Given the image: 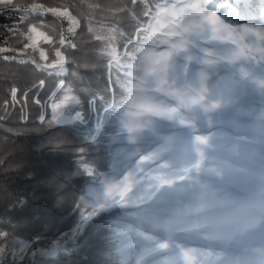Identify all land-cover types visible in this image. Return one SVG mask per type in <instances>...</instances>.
<instances>
[{
    "label": "trees",
    "instance_id": "1",
    "mask_svg": "<svg viewBox=\"0 0 264 264\" xmlns=\"http://www.w3.org/2000/svg\"><path fill=\"white\" fill-rule=\"evenodd\" d=\"M204 2H0V264H264V0Z\"/></svg>",
    "mask_w": 264,
    "mask_h": 264
},
{
    "label": "snow or ice",
    "instance_id": "2",
    "mask_svg": "<svg viewBox=\"0 0 264 264\" xmlns=\"http://www.w3.org/2000/svg\"><path fill=\"white\" fill-rule=\"evenodd\" d=\"M0 2H9V0H0ZM220 2V0H205L204 3H201L197 5L198 14L200 19L203 21L204 24L208 26H215V25H229L225 23L223 17H226L229 13L236 14L237 9L233 6V4H228L226 6H223L221 9H217V4ZM207 6V10L206 9ZM63 42V41H62ZM57 108L60 107V105H56ZM77 116H79V113H77ZM71 119L70 115L64 116L62 122H67ZM108 195H111V191H109ZM122 196L123 193H120ZM115 203V200H106L103 203L100 200H97V205L100 208L103 207H111L112 204ZM96 212V206L93 207L92 211L88 215H84L81 213L80 220L68 231L63 233V235L56 239L52 245V249L42 250V251H51L56 248H59L65 243L67 240L73 239L85 226V224L88 222L90 217L95 214ZM25 248L28 247L27 244L24 245Z\"/></svg>",
    "mask_w": 264,
    "mask_h": 264
},
{
    "label": "built area",
    "instance_id": "3",
    "mask_svg": "<svg viewBox=\"0 0 264 264\" xmlns=\"http://www.w3.org/2000/svg\"><path fill=\"white\" fill-rule=\"evenodd\" d=\"M77 113L79 112H74V113H71L70 116H71V119L68 120L67 122H62L63 118L64 117H57L58 121L61 122V123H69L71 121H78L81 119V115L79 113V116H77ZM97 132H99V129H97Z\"/></svg>",
    "mask_w": 264,
    "mask_h": 264
},
{
    "label": "rangeland",
    "instance_id": "4",
    "mask_svg": "<svg viewBox=\"0 0 264 264\" xmlns=\"http://www.w3.org/2000/svg\"><path fill=\"white\" fill-rule=\"evenodd\" d=\"M59 117H62V116H59ZM263 129V128H262ZM171 144L168 142V146H170Z\"/></svg>",
    "mask_w": 264,
    "mask_h": 264
}]
</instances>
